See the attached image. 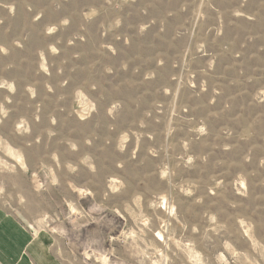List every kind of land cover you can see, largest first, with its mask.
Returning a JSON list of instances; mask_svg holds the SVG:
<instances>
[{
	"label": "rangeland",
	"instance_id": "374dc122",
	"mask_svg": "<svg viewBox=\"0 0 264 264\" xmlns=\"http://www.w3.org/2000/svg\"><path fill=\"white\" fill-rule=\"evenodd\" d=\"M0 207L67 264H264V0H0Z\"/></svg>",
	"mask_w": 264,
	"mask_h": 264
},
{
	"label": "crops",
	"instance_id": "0c3cea01",
	"mask_svg": "<svg viewBox=\"0 0 264 264\" xmlns=\"http://www.w3.org/2000/svg\"><path fill=\"white\" fill-rule=\"evenodd\" d=\"M53 249L51 233L31 229L0 207V264H67Z\"/></svg>",
	"mask_w": 264,
	"mask_h": 264
}]
</instances>
